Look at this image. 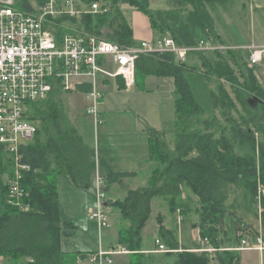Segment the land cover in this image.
Here are the masks:
<instances>
[{
	"label": "trees",
	"instance_id": "16d2710c",
	"mask_svg": "<svg viewBox=\"0 0 264 264\" xmlns=\"http://www.w3.org/2000/svg\"><path fill=\"white\" fill-rule=\"evenodd\" d=\"M47 1L16 0V7L36 13ZM171 1L175 7L172 14L151 10L149 0H77L81 9L100 2L101 12L85 13L80 18L62 16L54 20L52 28L58 42L70 30H77L121 46L137 47L141 43L134 39L132 25L121 7L128 4L148 17L151 28L158 34L156 40L171 36L183 47L197 46L201 41L229 46L218 34L214 12L220 7L228 9L229 3L235 0ZM107 29L109 32H105ZM234 46L237 45L231 47ZM249 55L243 49L199 51L190 53L185 63L176 61L170 53L138 57L136 84L148 76L175 79L173 130L176 128L177 132L174 153L168 151L164 138L169 128L163 131L149 129L148 163L155 162V169H151L146 186L130 189L123 199L115 201L110 196L113 186L127 178H137L139 173L115 172L104 161L97 163L95 149L78 134L68 115L65 96L70 92H65L59 83L46 99L29 103L27 118L38 125L34 140L20 150L22 163L31 169L23 174L22 181L26 190L24 202L29 205V210L8 204L13 164L5 147L0 145V257L11 264H79V258L86 260L87 253L62 250V238L69 222L62 219L57 178L66 176L77 188L89 191L94 187L99 169L104 175L106 203L119 213V247L115 251L119 248L127 250L128 264H241V253L235 249L241 246L243 239L252 237L256 242L261 236L264 243V213L261 230H253L240 219L229 220L225 203L228 186L246 182L244 188L247 186L249 203L253 207L258 184L260 181L264 184V169L259 170L255 159L259 148L264 162V142L259 146L251 130L254 123L251 114L258 118V113L264 112V101L258 97L264 96V89L254 69L249 74L250 81L241 91L233 89L236 100L225 82L232 86L241 84L239 77L246 78L244 65L248 66ZM196 61L202 62L203 69ZM214 79L220 83L217 90L210 87ZM254 91H257L256 95H253ZM237 104L243 106L251 119L243 115L234 119ZM257 106L260 109L256 112ZM209 110L220 112L227 119L229 128L218 127L217 121H206L200 126L201 118ZM256 128L259 127L256 125ZM237 150H244L245 154ZM184 189L190 190L198 200L195 210L200 222L198 245L191 248L180 243L177 236H169L161 225L160 239L177 252L145 253L143 232L152 216L153 200L164 199L174 216L178 209H183L187 221L190 207L196 202L191 196L187 200L182 198ZM262 205L264 207V199ZM210 247L217 250L213 255L204 251Z\"/></svg>",
	"mask_w": 264,
	"mask_h": 264
},
{
	"label": "built area",
	"instance_id": "2783aa9c",
	"mask_svg": "<svg viewBox=\"0 0 264 264\" xmlns=\"http://www.w3.org/2000/svg\"><path fill=\"white\" fill-rule=\"evenodd\" d=\"M101 3L81 9L77 0H48L36 13L22 11L16 7V0H0V145L5 147L13 164V176L9 180L8 204L23 211L29 210L24 202L26 190L22 183L23 174L30 166L22 163L21 148L34 140L38 125L28 120L29 103L47 98L54 86L59 84L65 92H73L88 84L89 98L93 105L88 113L95 118V128L104 124L99 104L104 97L101 90L103 80L122 78L131 88L136 81V60L140 55L170 53L175 60L187 62L193 52H226L244 49L240 46H217L201 41L197 46L183 47L167 36L154 42H142L137 47L121 46L105 38L70 30L60 42L52 28L54 20L62 16L80 18L83 14L101 12ZM107 9L104 10L106 12ZM251 65L263 61L264 47H247ZM253 50L254 52L250 51ZM97 203L90 210V219L97 223L99 231L109 229L111 223L107 215L104 192V175L98 171L95 178ZM259 198L264 197V189L258 186ZM177 224L184 221L183 209L177 211ZM242 235V232L239 236ZM257 245L264 249L261 238ZM157 253H175L160 238H156ZM257 246V247H258ZM253 246L243 239V251ZM204 251L214 253L210 247ZM127 253L126 250L107 251L102 246L90 255L93 264H113V256Z\"/></svg>",
	"mask_w": 264,
	"mask_h": 264
},
{
	"label": "crops",
	"instance_id": "0c3cea01",
	"mask_svg": "<svg viewBox=\"0 0 264 264\" xmlns=\"http://www.w3.org/2000/svg\"><path fill=\"white\" fill-rule=\"evenodd\" d=\"M244 5L249 7L252 14L264 13V0H246L243 3ZM127 6V4H126ZM122 5V9L124 12L136 11L144 15L142 12L134 9L131 6ZM145 16V15H144ZM149 22L147 16H145ZM133 28V27H132ZM149 28L152 33L138 36L136 29L133 28L134 39L139 42H154L157 41L154 31L151 28L149 22ZM124 84V86H123ZM122 86L123 88H119ZM86 87L85 89H83ZM81 88L83 90H81ZM175 79L172 77H162V76H148L139 84H136L131 88L127 87L122 78L116 79H107L103 80L101 83V90L103 92L104 97L99 104V111L101 113L102 118L104 119V124L98 126L96 128V136L98 134L99 127H103L102 134H100L99 138H96L95 145L88 142L84 136L78 132V134L83 138V140L91 147H93L97 153V163L104 161L111 169L115 172H138L139 175L142 173H149V129H155L157 131L166 130L169 127V124L175 122V110H174V99H175ZM90 91V86L88 84H84L80 86V90H76L70 92L67 96H72L73 94H84L89 100H91L88 96ZM69 96V97H70ZM171 101V107L166 110L167 102ZM67 102V100H66ZM92 100L90 101L88 107L92 106ZM67 107V104H66ZM88 108V109H89ZM68 111V110H67ZM174 111V112H173ZM69 115V113H68ZM92 116V115H91ZM70 117V116H69ZM93 117V116H92ZM71 119V118H70ZM94 124H95V118ZM72 121V120H71ZM112 127L109 126L110 123ZM171 121V122H170ZM73 123V122H72ZM99 171V169H98ZM149 176V175H148ZM58 184L62 180H69V183H64L66 190L70 191V188H77L70 178L66 176H60L57 178ZM118 188V185L115 186L114 192ZM80 188H77V190ZM59 199L61 202V191L59 189ZM82 192H85L84 196L86 199H90L91 209H94V205L96 204V196L93 199L90 197L91 189L89 191L81 189ZM95 190V185H94ZM72 200L70 202H66L65 205L69 208L68 213L69 216L65 221L69 222V225L66 228L65 238H62V250L64 252H81L89 254L95 253L100 246H102L107 251H114L118 246V227H119V213L114 210L113 207H109L108 203L105 202L107 207V215L109 217L111 227L109 229H104L99 231L98 225L96 222L92 221L90 218L87 220H79L75 217V215L82 213L86 210L84 206L81 205V201L79 199V194H76L73 191ZM111 193L110 196L112 200H118L119 197L115 196V193ZM128 192V191H127ZM93 194V193H92ZM96 195V194H95ZM127 195V193H126ZM125 195V196H126ZM124 196V197H125ZM123 199V198H122ZM158 198L154 199L152 202V209L154 213L155 211V203L158 202ZM162 199V198H161ZM61 205V203H60ZM62 208V207H61ZM170 212V211H169ZM162 213L157 212L156 215V231L159 233L160 227H162L169 233V236H173L176 238L175 228L178 227L177 232L185 231L186 225L183 224L179 226L176 222V216L171 213ZM62 213V211H61ZM63 219V218H62ZM64 220V219H63ZM148 224V223H147ZM147 227V225H146ZM146 227L144 231L146 230ZM253 227V226H251ZM261 230V220L258 221V224L253 227L254 229ZM181 229V231H180ZM183 229V230H182ZM193 229V228H191ZM187 231V230H186ZM175 232V233H174ZM199 232V231H198ZM198 232L196 233H187L197 239ZM95 233V234H94ZM144 233V232H143ZM172 233V234H171ZM94 234V236H93ZM180 234V233H179ZM88 240H86V238ZM156 238H160L157 235ZM261 238V236H258ZM180 239V238H179ZM251 245L253 246L250 249H245L241 251V264H253L256 262L257 264H264V249H260L257 242L253 241L252 237L247 238ZM66 241L67 247L64 248V243ZM181 241V239H180ZM193 241L189 242L190 244ZM182 243V242H180ZM199 243V242H198ZM197 243V244H198ZM183 244V243H182ZM264 244V243H263ZM258 246V247H257ZM94 247V248H93ZM193 248L191 246H188ZM157 247L154 249H146L143 250L145 253H152L156 251ZM122 249V248H119ZM127 251V250H126ZM129 252L116 254L112 258L114 260L113 264H128ZM89 257L86 260H82L79 258V264H93L90 262ZM0 264H11L7 259L0 257Z\"/></svg>",
	"mask_w": 264,
	"mask_h": 264
},
{
	"label": "rangeland",
	"instance_id": "374dc122",
	"mask_svg": "<svg viewBox=\"0 0 264 264\" xmlns=\"http://www.w3.org/2000/svg\"><path fill=\"white\" fill-rule=\"evenodd\" d=\"M149 1H150V9L153 11H164L166 13L167 11H169L170 12L169 14L174 13L173 8L175 7H173L171 0H149ZM244 2H246V0H235L234 2H230V3L228 2L229 3L228 9H224L223 7H220L216 12H214V17L216 18V21H217L218 34L226 42L227 45L229 46L237 45V47L240 46L244 48L243 50H245V48L247 47H253V46H257V47L263 46L264 47V13L252 14L251 10H249V7L243 4ZM123 5L126 6V4H123ZM124 13H125L126 18L129 20L130 24L132 25V27L136 29L138 36H143V35L152 33L151 29L149 28L150 21L148 22L147 18L145 17L146 15L144 16L140 13H137L136 11H131V12L129 11V12H124ZM105 32H109L108 29ZM154 34H155V37L158 38V34L155 31H154ZM250 51L254 52L253 50H250ZM245 52H248V54H250L249 51L247 50H245ZM248 63H249L248 66L244 65V74L246 75V78H244L243 76L241 77L240 73H238L239 71L237 70V73L240 76L239 77L240 83H241L240 85L233 84L232 86L228 84L227 82H225V85L228 91L230 92L232 98H234L235 100H236V95L233 89L238 88L240 90L247 81H250L249 74L250 72L253 73L252 72L253 69H254V74L257 75V78H258L257 80H259L258 82H260L261 86L264 89V54H263V61L260 62L259 64L251 65L250 62ZM197 66L200 69H203L202 62H197ZM219 85L220 83L217 79H214L213 82L210 83V87L213 88L214 90H217ZM256 93L257 91H254L253 95H256ZM69 96L67 97L65 96V100H67V102L66 101L65 102L67 104V110H68L69 116L73 124L76 126L80 134L84 136L85 139H87L88 142L95 145L96 138H99L100 134H102L103 127L102 126L99 127L98 134L96 136L97 131L95 128L94 119L88 113V108H89L88 105L91 100H89L84 94L75 93L72 96L70 97ZM258 97L264 101V96H258ZM171 104H172L171 101L167 102L168 106L166 107V110L169 107H171ZM237 107H238V110L233 113L234 119L238 120L241 115L247 116V118L250 116L249 114L245 113L242 105L237 104ZM256 108H257L256 109V112H257L258 109H260V107L257 106ZM258 114H259L258 116H260L258 118H254L255 116L254 113L251 114V116L253 117L252 120L254 122L253 125H251L252 127L251 130L253 131L255 135V139L260 146L261 142H264V112H261ZM251 116L249 117V119H251ZM201 119H202L201 122H199L200 126H203L204 124L202 123L206 121H217L218 127H224L225 129L229 128L228 127L229 123L227 119L222 117L221 113L218 112L217 110L207 111ZM108 124L110 126L112 124L111 121ZM173 125H174V122L172 124H169V127H168L169 129L167 130L165 137H164L168 145V151H170V153H174L175 134L177 132L176 128L175 130H173ZM256 125L259 128H256ZM237 152H239L240 154H245L244 150H242V152L237 150ZM255 159L258 164L259 170L260 171L261 169L263 170L264 162L261 157L259 148L256 151ZM155 165H156L155 162H151L147 166L149 168L148 175H150L151 169H155ZM148 175L146 172V173H142L137 178H127L123 180L120 184H115L112 188V193L114 192L115 186L118 185V188H116V191L114 193H115V196L122 199L124 198L128 190L137 189V188L146 186L148 182ZM65 182L69 183V180L68 179L62 180L58 184L59 189L61 191V196H62L61 197L62 200L60 202L61 207H62L61 208L62 218L65 221L67 219L65 217L70 215L68 213L69 208L65 205V203L70 202L72 200V196L74 193L73 191H75L76 194H79L81 205L86 208L85 211H83L80 214L75 215V217L79 220L89 219L90 211L88 210L91 208V205H92L90 202V199H86L84 196H82V195H85L84 194L85 192H82L81 189L77 190V188L76 189L73 188L74 186L70 188V191L66 190L64 186ZM245 185H246V182L242 183L240 186H237V185L228 186V189H227L228 199L225 203V209L228 214L229 220L233 218L240 219L245 224L255 227V225L258 224V221L261 220L262 214L264 213V207L262 205L264 197L259 198L257 196L255 204L253 205V207H251L249 203V199H248V192L246 190L247 186H246V189L244 188ZM259 185H260V188L264 189V184H261V181L258 184V186ZM90 191H91V193H89L90 197L93 199V197L96 196L94 187ZM190 196L193 197V199H195L196 203L191 205L190 213L188 215L187 221H186V218L184 217V221L181 226L183 228V224L186 221L185 231L177 232L176 235H177V240L179 242H182L184 245L191 246L192 244V246H195L201 240L200 234H199L200 232H198L199 231L198 224L200 223L199 216L198 214H196V211H195L196 208L198 207L197 206L198 200L194 197V195H192L190 190L184 189L182 198L187 200ZM155 202H156L154 205L155 211L152 214L147 224L146 230L143 233V244H144V248L146 249H154L155 248V236L156 235L157 237L159 236V233H157L156 231L157 212L167 213L170 211V208L164 199L158 198L157 200H155ZM96 203H97V198H96ZM95 207H96V204L94 205V208ZM194 225H196L197 227L193 228ZM197 232H198L197 239H194V237L190 234L192 233L197 234ZM187 233H190V234H187ZM85 238L86 240H88L87 237ZM179 238L181 239V241ZM191 240L193 242L190 244L189 242H191ZM66 247H67V244L65 241L64 248ZM153 253H157V252L153 251ZM157 254L161 255V253H157ZM211 254L213 255V253ZM253 264H257V263L254 262Z\"/></svg>",
	"mask_w": 264,
	"mask_h": 264
},
{
	"label": "water",
	"instance_id": "95a60500",
	"mask_svg": "<svg viewBox=\"0 0 264 264\" xmlns=\"http://www.w3.org/2000/svg\"><path fill=\"white\" fill-rule=\"evenodd\" d=\"M196 227H197L196 225L193 226V228H196Z\"/></svg>",
	"mask_w": 264,
	"mask_h": 264
}]
</instances>
